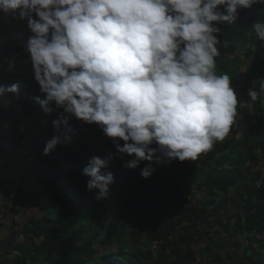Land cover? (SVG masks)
<instances>
[{
  "label": "clouds",
  "instance_id": "1",
  "mask_svg": "<svg viewBox=\"0 0 264 264\" xmlns=\"http://www.w3.org/2000/svg\"><path fill=\"white\" fill-rule=\"evenodd\" d=\"M253 5L264 0H0V13L27 22L26 51L41 93L33 99L45 114H64L52 121L55 135L43 154L72 142L71 120L98 126L115 147L82 170L99 202L115 183L113 159L129 170L147 161L140 176L149 179L153 164L196 161L211 151L229 135L240 102L231 77L217 74L220 26ZM250 29L264 42V22ZM255 81L253 111L264 98V78ZM9 95L19 99L18 84L0 85V101ZM253 167L256 182L261 174Z\"/></svg>",
  "mask_w": 264,
  "mask_h": 264
},
{
  "label": "trees",
  "instance_id": "2",
  "mask_svg": "<svg viewBox=\"0 0 264 264\" xmlns=\"http://www.w3.org/2000/svg\"><path fill=\"white\" fill-rule=\"evenodd\" d=\"M258 18L264 22V5L241 10L233 24L220 26L217 74L227 73L233 80L240 101L237 113H242L234 118L225 140L196 161L153 164L155 172L149 179L140 176L147 161L129 170L122 167V160L113 159L108 170L114 173L115 183L110 198L99 202L94 198L96 190H86L89 177L82 170L91 156L103 158L115 151L111 139L98 126L73 119L70 126L77 135L72 142L44 155L46 142L55 135L52 121L64 115L62 110L42 111L33 99L41 95L34 78L25 82L7 72L0 74V85L18 84L20 90L6 131L11 145L24 146L33 131L42 141L40 162L31 163L41 194L18 188L13 199L20 209L44 206L43 216L25 225L24 242L15 245L20 250L19 264H264V183L257 188L256 176L250 172L251 162L261 159L254 147L264 148V120L258 116L264 98L252 103L253 111L248 96L250 88L259 91L253 80L264 78V42L250 29ZM15 53L14 45H5V57ZM245 59L249 66L242 70ZM34 112L35 127L21 130L22 119ZM196 164L203 165L199 172ZM191 180L198 182L196 202L186 191ZM127 210L133 213V221ZM222 232L229 239L220 236ZM154 242L158 245L151 249ZM97 247L102 248L100 254ZM110 247L115 251L108 252ZM153 251L159 254L151 260Z\"/></svg>",
  "mask_w": 264,
  "mask_h": 264
},
{
  "label": "crops",
  "instance_id": "3",
  "mask_svg": "<svg viewBox=\"0 0 264 264\" xmlns=\"http://www.w3.org/2000/svg\"><path fill=\"white\" fill-rule=\"evenodd\" d=\"M0 25L2 29V34H0V74L7 72L18 81L29 82L30 79H33V72L29 54L26 51V43L30 35L27 22L0 13ZM10 43L14 45L17 53L11 58H7L4 55L5 45ZM15 101L16 98L11 95L0 101V186H13L16 189L21 188L33 192L34 195H39L42 191L41 183L31 165L35 162V158L38 159L39 156H42V141L39 132L33 131L27 134L25 145L19 148L12 146L6 136L10 121L15 115ZM250 172L253 173L252 168H250ZM43 209V205L39 207L30 205L21 208L26 223L40 219L44 214ZM220 236L229 239L226 232H222ZM13 237L3 222L2 214H0V248L13 245ZM0 264H6L2 255H0Z\"/></svg>",
  "mask_w": 264,
  "mask_h": 264
},
{
  "label": "built area",
  "instance_id": "4",
  "mask_svg": "<svg viewBox=\"0 0 264 264\" xmlns=\"http://www.w3.org/2000/svg\"><path fill=\"white\" fill-rule=\"evenodd\" d=\"M0 34H2V29H0ZM36 123L37 113L34 112L30 116L22 119L19 128L23 130L33 129ZM258 156L261 157V160H259V166L255 167V170L259 171L261 175L255 182V185L257 188H260L264 183V156L263 153ZM17 195L18 190L13 186L0 187V214L3 216L5 226L11 232V236H14L13 245L0 248V255L3 256L6 264H19L20 250L15 245L25 240L24 228L27 223L24 220L22 210L13 202L14 197ZM154 245H158V243L154 242Z\"/></svg>",
  "mask_w": 264,
  "mask_h": 264
},
{
  "label": "rangeland",
  "instance_id": "5",
  "mask_svg": "<svg viewBox=\"0 0 264 264\" xmlns=\"http://www.w3.org/2000/svg\"><path fill=\"white\" fill-rule=\"evenodd\" d=\"M254 49H255V47H254ZM249 66V62L247 61V59H245L244 60V65L242 66V70H245V68H247ZM254 83V85H257V82L255 81V82H253ZM243 105H244V103H243ZM241 116H242V113L241 112H238L237 114H236V117H240L241 118ZM256 152L258 153V155H261L262 154V152H260V150H259V148L257 147V145H256ZM39 159H41V156H39L38 157ZM37 160L36 158L34 159V163H39L40 162V160ZM30 160H31V158H30ZM246 163L247 164H250V160H247L246 161ZM251 165H252V168H254L253 167V165L255 166V167H257V166H259L258 164H252V162H251ZM203 165L202 164H200V165H198V164H196L195 165V171H197V172H199L198 170H199V167H202ZM203 168V167H202ZM200 175V174H199ZM251 176H253V173H252V175ZM197 186L196 187H193V185H191L190 187H189V185H188V187L186 188V191H187V193H188V195H190V196H192L193 197V199L195 200V202L199 199L198 198V196H197V194H198V190H197ZM197 196V197H196ZM227 197L229 198V200L231 199V200H233L232 198H233V196L232 195H229V194H227ZM221 199V196H219L218 197V200H220ZM229 204H231V203H229ZM127 213L130 215V217H132V221H133V213L132 212H129V210H127ZM156 247V245H152L151 246V249H154ZM101 247H97V253L98 254H100L101 253ZM111 251H115V248L114 247H110V248H108V252H111ZM154 252V253H153ZM152 252V255H153V258L151 259V260H153L154 258H156L157 256H158V254H159V251L158 252H155V251H153ZM197 256H198V258L199 259H202V260H204V261H206V259H205V257L203 256H201L199 253H197ZM227 264H237V263H227Z\"/></svg>",
  "mask_w": 264,
  "mask_h": 264
}]
</instances>
